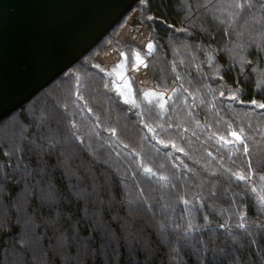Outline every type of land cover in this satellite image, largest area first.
<instances>
[{"label":"trees","instance_id":"16d2710c","mask_svg":"<svg viewBox=\"0 0 264 264\" xmlns=\"http://www.w3.org/2000/svg\"><path fill=\"white\" fill-rule=\"evenodd\" d=\"M262 105L264 0H140L0 121V264H264Z\"/></svg>","mask_w":264,"mask_h":264},{"label":"water","instance_id":"95a60500","mask_svg":"<svg viewBox=\"0 0 264 264\" xmlns=\"http://www.w3.org/2000/svg\"><path fill=\"white\" fill-rule=\"evenodd\" d=\"M140 0H0V121L96 47Z\"/></svg>","mask_w":264,"mask_h":264},{"label":"rangeland","instance_id":"374dc122","mask_svg":"<svg viewBox=\"0 0 264 264\" xmlns=\"http://www.w3.org/2000/svg\"><path fill=\"white\" fill-rule=\"evenodd\" d=\"M151 45V47H149ZM154 49V45L152 43H149L147 46V53H152ZM123 59L118 63V66L112 70V73L114 75L115 80V86L121 93L122 97L128 101H134V88L131 82V77L127 71V57L125 54H123ZM136 63L135 66L139 64H144L146 62L144 56L140 54H136L135 56ZM144 95L146 98H154L159 97L162 98L163 103L167 100L169 94L166 93L164 90L159 89H150L146 92H144Z\"/></svg>","mask_w":264,"mask_h":264},{"label":"snow or ice","instance_id":"6c2138e0","mask_svg":"<svg viewBox=\"0 0 264 264\" xmlns=\"http://www.w3.org/2000/svg\"><path fill=\"white\" fill-rule=\"evenodd\" d=\"M149 47H151V45H149ZM262 106H264V105H262ZM233 135H237L236 133H233ZM243 178V177H242Z\"/></svg>","mask_w":264,"mask_h":264},{"label":"built area","instance_id":"2783aa9c","mask_svg":"<svg viewBox=\"0 0 264 264\" xmlns=\"http://www.w3.org/2000/svg\"><path fill=\"white\" fill-rule=\"evenodd\" d=\"M236 137H237L239 140H240V138H241V137H240V136H238V135H237Z\"/></svg>","mask_w":264,"mask_h":264}]
</instances>
